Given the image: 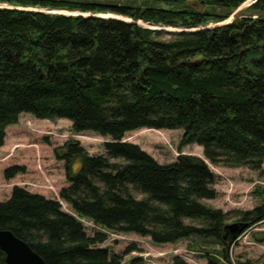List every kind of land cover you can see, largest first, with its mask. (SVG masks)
<instances>
[{"label": "trees", "instance_id": "trees-1", "mask_svg": "<svg viewBox=\"0 0 264 264\" xmlns=\"http://www.w3.org/2000/svg\"><path fill=\"white\" fill-rule=\"evenodd\" d=\"M246 1L0 0L8 4L0 5V146L22 113L66 118L74 132L107 136L105 155L89 154L78 140L55 149L68 182L58 195L71 210L157 244L196 239L208 264H232L230 248L240 234L226 227L230 213L201 199L217 195L208 163L259 169L264 160V0L234 12ZM142 127L182 128L181 143H198L204 158L181 153L160 163L124 140ZM24 171L13 164L3 176ZM257 193L261 203L236 211L241 233L264 221V187ZM0 228L46 264H122L137 249L98 247L104 232L87 235L58 199L17 184L0 200ZM252 237L264 242V230ZM173 263L189 264L179 256ZM0 264H7L1 249Z\"/></svg>", "mask_w": 264, "mask_h": 264}, {"label": "rangeland", "instance_id": "rangeland-1", "mask_svg": "<svg viewBox=\"0 0 264 264\" xmlns=\"http://www.w3.org/2000/svg\"><path fill=\"white\" fill-rule=\"evenodd\" d=\"M250 1H246L237 10L251 4ZM0 5L8 4L0 3ZM41 10L67 14L80 13L78 10L44 8ZM83 14L88 15L90 12ZM93 14L104 17L114 16L127 21L132 20L128 16L111 12ZM231 18L232 16L224 22ZM137 23L154 28L164 27L165 30L180 29L170 26H152L141 20ZM163 38H169V35H164ZM151 129L154 128L142 127L128 131L124 140L137 143L160 163L174 161L181 153L194 154L204 158L202 146L198 143H181L182 128H162L158 131ZM67 140H78L89 154H106L104 142L108 140L107 136L93 131L74 132L71 128V121L66 118L49 120L36 118L30 113L20 114L16 124L5 128L4 142L0 146V200L9 197L11 188L15 184L41 193L46 197L58 199L63 211L73 214L82 222L87 235H92L95 231L106 234L107 238L97 244L98 247H107L110 251L118 254L123 253L132 244L137 247L136 250L123 255L122 264H174L173 260L176 256L189 264H208L207 257L201 250L203 245L200 246L196 239L187 238L174 243L157 244L149 236H141L133 232H114L93 223L88 218L77 216L71 210L70 205L58 195L60 188L68 185V182L65 176L64 161L56 158L55 149L62 146ZM79 162L80 160L77 159L75 168L78 167ZM13 164L24 165L25 171L10 179H5L3 170ZM208 164L214 173V187L217 195L212 199L202 198L201 201L212 207L221 208L223 211H229L231 217L227 223L235 222L236 211L251 209L263 201V197L258 195L257 191L264 187V160L259 169H252L248 166L228 167ZM134 194L139 198L143 197L137 190L134 191ZM191 222L195 223V221ZM258 230H264V221L240 233L230 248L232 264L261 263L264 242H257L252 237L253 232ZM212 247L218 248L217 246ZM208 250L212 249L208 248Z\"/></svg>", "mask_w": 264, "mask_h": 264}, {"label": "water", "instance_id": "water-1", "mask_svg": "<svg viewBox=\"0 0 264 264\" xmlns=\"http://www.w3.org/2000/svg\"><path fill=\"white\" fill-rule=\"evenodd\" d=\"M254 1L255 0H251L250 3ZM160 28L165 29L164 27ZM226 227L229 228L230 232L234 235H239L244 229L245 225H240L239 222H232L228 223ZM0 249L5 254V260L7 264H46L42 257L36 251H34L28 243L16 236L10 229L0 228Z\"/></svg>", "mask_w": 264, "mask_h": 264}, {"label": "crops", "instance_id": "crops-1", "mask_svg": "<svg viewBox=\"0 0 264 264\" xmlns=\"http://www.w3.org/2000/svg\"><path fill=\"white\" fill-rule=\"evenodd\" d=\"M8 126H10V125H8ZM8 126H7V127H8Z\"/></svg>", "mask_w": 264, "mask_h": 264}]
</instances>
